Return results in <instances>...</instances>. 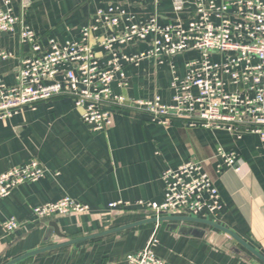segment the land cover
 <instances>
[{
    "label": "crops",
    "instance_id": "1",
    "mask_svg": "<svg viewBox=\"0 0 264 264\" xmlns=\"http://www.w3.org/2000/svg\"><path fill=\"white\" fill-rule=\"evenodd\" d=\"M175 1L28 0L23 10L15 2L14 12L22 14L46 45L52 37L61 42L81 40L82 28L112 3L141 20L157 13L167 22L176 17ZM146 47L139 43L125 51L136 53ZM0 48L12 53L0 59V78L13 84L29 51L19 26L0 34ZM95 51L104 64L103 50ZM198 57V52L189 51L171 62L183 76L186 63ZM171 71L169 61L156 64L147 59L127 65L128 86L122 89L113 83V93L132 99L159 95L170 103ZM219 146L239 154V170L213 158ZM33 158L46 167V175L19 185L0 202V264H129L128 256L143 250L154 233L159 243L153 249L169 264H264L214 225L231 230L264 256V140L259 134L244 128L235 133L205 128L179 118L162 125L145 112L126 108L115 110L109 128L94 130L82 120L71 97L58 96L0 120V174ZM191 159L205 161L220 191L222 209L198 216L163 214L167 219L151 221L155 214L140 201L162 202L163 172ZM66 195L87 204L89 212L49 218L34 213L36 206ZM11 218L19 227L9 232L3 222Z\"/></svg>",
    "mask_w": 264,
    "mask_h": 264
},
{
    "label": "built area",
    "instance_id": "2",
    "mask_svg": "<svg viewBox=\"0 0 264 264\" xmlns=\"http://www.w3.org/2000/svg\"><path fill=\"white\" fill-rule=\"evenodd\" d=\"M22 10L28 0H0V34L20 27L23 44L29 51L18 66L16 81L7 84L0 78V120L19 113L24 107L58 96H68L81 111L82 120L94 130H106L113 124L116 109L145 112L152 121L168 125L172 119L191 125L224 129L231 133L244 128L264 140V0H176V17L162 22L155 13L145 20L121 4L99 9L82 28L79 41L49 38L43 45L40 36L27 24L22 14H15L14 3ZM186 12V18L181 14ZM144 43L136 53L125 48ZM103 50L107 59L100 63ZM189 51L199 57L186 63L180 76L171 59ZM12 53L0 48V59ZM152 59L156 64L169 61L173 91L170 103L159 95L151 99H132L115 94L112 84L128 86L126 66ZM227 166L240 169L241 158L222 146L213 156ZM47 169L37 158L13 166L0 174V202L23 183H32L46 175ZM162 202H142L160 217L163 214H218L222 197L205 161L191 159L162 174ZM118 203H112L114 207ZM89 206L72 196H63L34 208L39 218L71 213H87ZM3 227L12 232L19 227L15 218ZM159 243L156 233L148 245L128 256L129 264H169L153 249Z\"/></svg>",
    "mask_w": 264,
    "mask_h": 264
},
{
    "label": "water",
    "instance_id": "3",
    "mask_svg": "<svg viewBox=\"0 0 264 264\" xmlns=\"http://www.w3.org/2000/svg\"><path fill=\"white\" fill-rule=\"evenodd\" d=\"M170 218V217H168ZM173 217H171L172 219ZM164 219H167V217L165 215H162L160 217H154L152 219H150L151 221H162ZM194 219V218H192ZM215 226H217L218 228H221L222 230L226 231L227 233L231 234L243 247H245L247 250H249L252 254H254L255 256L259 257L260 259L264 260V256L257 251L252 245H250L249 243H247L245 240L241 239L239 236H237L235 233H233L231 230L224 228L218 224H214ZM31 253H28L27 255H30Z\"/></svg>",
    "mask_w": 264,
    "mask_h": 264
}]
</instances>
